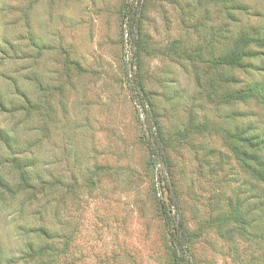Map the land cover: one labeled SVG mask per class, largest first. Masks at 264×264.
I'll return each instance as SVG.
<instances>
[{
  "label": "rangeland",
  "instance_id": "1",
  "mask_svg": "<svg viewBox=\"0 0 264 264\" xmlns=\"http://www.w3.org/2000/svg\"><path fill=\"white\" fill-rule=\"evenodd\" d=\"M239 33L257 38L252 56L218 65ZM130 74L160 128L192 264H264V184L233 154L248 146L237 135H264V106L223 96L264 86V0H0V264H172Z\"/></svg>",
  "mask_w": 264,
  "mask_h": 264
},
{
  "label": "trees",
  "instance_id": "2",
  "mask_svg": "<svg viewBox=\"0 0 264 264\" xmlns=\"http://www.w3.org/2000/svg\"><path fill=\"white\" fill-rule=\"evenodd\" d=\"M139 18V7L134 1H127L124 5L122 12L123 20V35H126L124 40L128 42L129 47H135L136 43V29ZM28 40L31 45L39 49V40L33 34H29ZM257 42V38L247 33L236 34L232 40V46L228 47L223 54L218 57L216 62L218 65L228 67V69H240L243 67L246 58L252 56V45ZM132 77V99L139 111V115L142 118V134L143 143L147 152V164L150 168L157 172L158 185L164 188L166 191L167 202L161 203L159 209L160 218L162 219V227L166 234L167 246L172 264H192L191 255V235L187 230L182 217L181 205L178 200V194L176 192L174 183L169 178L167 158L163 146V139L159 125L155 119L154 112L151 106L150 99L146 95V92L142 86L141 80L135 75L130 74ZM220 81L234 82V77L220 76ZM224 77V78H223ZM225 99L230 101H246L250 98L254 99L262 106H264V86L261 83H253L247 85L244 88L238 89L234 93L223 94ZM35 102L25 98L24 106L28 110L36 108ZM0 107H4L3 102L0 99ZM31 111V110H30ZM235 141L246 140L248 146L241 149L242 144H236L233 148V154L236 160L241 164L244 169H247L254 181L264 184V135H258L252 132L248 138H243L239 134L235 138ZM238 143V142H235ZM9 145V142H5ZM241 146V147H240ZM27 165H20L17 168L19 172V185L21 189L30 190L34 188V184L30 183V176H27L24 171ZM30 175V174H29ZM3 180L0 179V187L3 184ZM48 185L45 180H39V194L44 193V189ZM31 191V190H30ZM32 194L33 192H28ZM47 204H44L45 207ZM44 226L39 227V236L47 237L44 234ZM28 250L33 253H39V256L46 251H52L53 247H39L37 250H33L32 247H28ZM33 254V255H34Z\"/></svg>",
  "mask_w": 264,
  "mask_h": 264
}]
</instances>
